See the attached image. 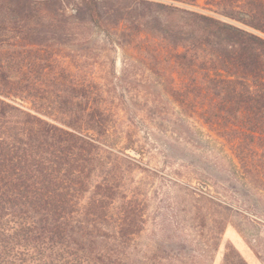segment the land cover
Returning a JSON list of instances; mask_svg holds the SVG:
<instances>
[{
    "label": "trees",
    "instance_id": "16d2710c",
    "mask_svg": "<svg viewBox=\"0 0 264 264\" xmlns=\"http://www.w3.org/2000/svg\"><path fill=\"white\" fill-rule=\"evenodd\" d=\"M117 49L224 143L233 187L264 197V0H0V264L165 259L136 249L147 198L126 132L138 121L122 117L116 81L137 65L122 57L117 76ZM196 195L219 235L247 213Z\"/></svg>",
    "mask_w": 264,
    "mask_h": 264
},
{
    "label": "rangeland",
    "instance_id": "374dc122",
    "mask_svg": "<svg viewBox=\"0 0 264 264\" xmlns=\"http://www.w3.org/2000/svg\"><path fill=\"white\" fill-rule=\"evenodd\" d=\"M134 52L117 49L109 55L115 59L117 76L122 57L127 66H138L135 75L116 81V93L124 91L126 97L118 99L122 117L138 121L126 132L132 142L112 137L117 148L126 143L140 153L126 152L140 167L132 177L147 198V222L136 240L137 252L165 258L160 264H231L234 254L245 264H264L263 195L255 197L244 186L233 187L240 173L231 152L201 121L185 116L163 92L165 82L135 64ZM200 191L247 213L231 212L219 235L217 210L196 195ZM226 254L232 257L229 262L224 260Z\"/></svg>",
    "mask_w": 264,
    "mask_h": 264
}]
</instances>
